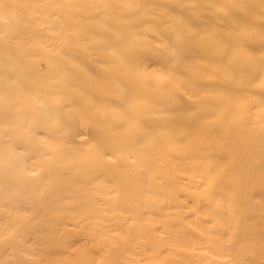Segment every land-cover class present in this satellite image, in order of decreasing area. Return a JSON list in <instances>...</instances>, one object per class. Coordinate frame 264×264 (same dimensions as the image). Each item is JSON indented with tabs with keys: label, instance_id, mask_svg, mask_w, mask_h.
<instances>
[{
	"label": "bare ground",
	"instance_id": "1",
	"mask_svg": "<svg viewBox=\"0 0 264 264\" xmlns=\"http://www.w3.org/2000/svg\"><path fill=\"white\" fill-rule=\"evenodd\" d=\"M0 264H264V0H0Z\"/></svg>",
	"mask_w": 264,
	"mask_h": 264
}]
</instances>
